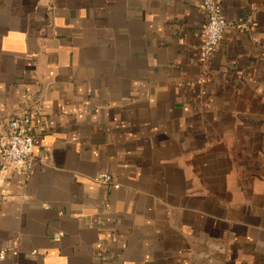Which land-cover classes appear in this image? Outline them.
<instances>
[{"label":"crops","instance_id":"0c3cea01","mask_svg":"<svg viewBox=\"0 0 264 264\" xmlns=\"http://www.w3.org/2000/svg\"><path fill=\"white\" fill-rule=\"evenodd\" d=\"M216 1L203 60L200 0H0V264H264V0Z\"/></svg>","mask_w":264,"mask_h":264},{"label":"built area","instance_id":"2783aa9c","mask_svg":"<svg viewBox=\"0 0 264 264\" xmlns=\"http://www.w3.org/2000/svg\"><path fill=\"white\" fill-rule=\"evenodd\" d=\"M202 11L206 17L203 27L201 58L209 60L217 53L226 35L231 31L247 30L248 23L231 21L225 18L216 0H200ZM38 114V108L19 117L12 118L7 125H0V166L3 169H14L17 173L29 176L36 163L35 145L38 132L33 127V121ZM95 181L109 186L114 179L111 175L102 173L95 176ZM61 235L56 234L59 238ZM36 253V251H34ZM94 255L103 261L107 257L105 243L98 240L94 246ZM0 253V261L4 260Z\"/></svg>","mask_w":264,"mask_h":264}]
</instances>
